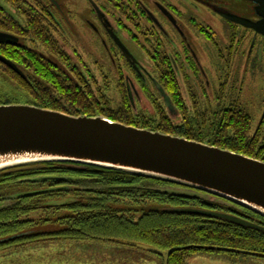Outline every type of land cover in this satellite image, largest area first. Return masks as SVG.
I'll return each mask as SVG.
<instances>
[{
  "label": "trees",
  "instance_id": "1",
  "mask_svg": "<svg viewBox=\"0 0 264 264\" xmlns=\"http://www.w3.org/2000/svg\"><path fill=\"white\" fill-rule=\"evenodd\" d=\"M8 6L15 15L9 13ZM42 12L53 18L49 0H0V33L17 38L0 42V55L17 68L0 62V74L7 78L10 89L23 91L29 99L22 103L5 96L0 98V105L24 104L74 116H105L128 126L185 137L264 161L261 133L253 134L252 118L240 110L226 111V122L215 126L214 137L207 143L201 128L205 122L192 119L186 107L175 106L174 96L181 103L183 100L177 75L168 69L161 74L160 82L145 71L166 105L156 107V120L135 114L131 86L121 73L112 75L121 95V106L113 109L110 99L95 88L97 79L89 64L73 61L56 36L58 29ZM132 69L148 90L145 84L149 80ZM155 81L172 99L176 115L171 114ZM179 112L182 124L173 120ZM75 180H90L95 188L79 189ZM174 188L206 195L167 180L75 162H42L2 170L0 251L61 238L128 241L163 251L177 249L169 264H183L205 250L264 257V232L183 209L234 213L261 226L264 217L218 197L233 207L226 209L203 196L174 192ZM54 216L58 220L53 231L48 226Z\"/></svg>",
  "mask_w": 264,
  "mask_h": 264
},
{
  "label": "rangeland",
  "instance_id": "2",
  "mask_svg": "<svg viewBox=\"0 0 264 264\" xmlns=\"http://www.w3.org/2000/svg\"><path fill=\"white\" fill-rule=\"evenodd\" d=\"M62 5L63 14L57 9L61 22L56 35L63 48L72 56L73 61L88 63L95 73V88L100 89L116 109L121 106V95L118 84L112 75L121 73L125 83L131 86L135 114L138 117L157 119V106L165 105L160 93L148 75L143 72L148 92L144 84L133 74V69L122 57L106 59L96 52L95 43L99 40L93 33L90 22L97 25L92 16L93 9L88 0H57ZM119 1V0H118ZM156 0H120L114 2L108 10L111 20L116 24L119 36L143 68L160 82L164 70L177 75L180 99L173 97L175 106H184L192 119L205 122L201 128L207 143L214 137L215 126L226 122L225 112L233 109L245 111L253 118V134L256 132L264 141V39L253 32L244 30L214 15L212 10L202 5L197 7L192 0H159L170 5L183 23V31L199 57L207 73V79L199 78L198 69L191 71L190 65L197 66L189 50H185L182 39L167 19L159 21L163 27L154 25L147 17V10L156 12ZM216 5L229 9L239 15L256 18L251 3L235 0H211ZM8 11L15 15L11 6ZM178 10V11H176ZM194 17L205 26H210L212 34L195 22ZM211 36L208 40L206 36ZM251 40L253 45L251 46ZM212 41V42H211ZM233 43L235 50L225 51L227 44ZM253 48L252 57L250 49ZM100 49V47H99ZM115 49L113 48V52ZM234 57L222 61L225 55ZM92 54V55H91ZM257 56L254 64L251 60ZM262 56V57H261ZM226 68L224 71L223 68ZM1 71V69H0ZM135 73V72H134ZM196 73V74H195ZM12 82L11 80H9ZM141 82V83H140ZM142 84V85H141ZM7 78L0 74V98L7 96L12 101L28 103L27 95L21 90L10 89ZM208 87V89H207ZM96 89V90H98ZM246 108V109H245ZM182 113L173 117L175 123H183ZM81 188L94 189L89 180H75ZM86 187V188H85ZM73 189H77L74 186ZM174 192L203 196L206 200L233 207L229 203L212 195H201L182 188L171 189ZM56 208L57 206H53ZM64 212H62L63 214ZM229 213V212H225ZM234 214V213H231ZM58 218H50V230H56L54 223ZM0 264H164L163 259L147 250L120 242L101 239L68 240L53 238L45 242H35L23 246H13L0 251ZM183 264H264L263 256L233 254L229 252L203 251L190 256Z\"/></svg>",
  "mask_w": 264,
  "mask_h": 264
},
{
  "label": "water",
  "instance_id": "3",
  "mask_svg": "<svg viewBox=\"0 0 264 264\" xmlns=\"http://www.w3.org/2000/svg\"><path fill=\"white\" fill-rule=\"evenodd\" d=\"M256 5L259 21L229 13L224 17L264 35V0ZM52 4L60 9L57 0ZM102 18V16H100ZM127 62L141 74L139 62L109 30ZM16 37L0 33V42ZM0 62L15 65L0 55ZM172 115L174 105L155 81ZM42 162H75L167 180L221 198L264 217V161L203 142L159 131L128 126L105 116H74L32 105H0V171ZM190 214L223 220L264 232V226L240 216L188 208ZM169 264L177 249L168 251L128 241ZM246 254V252H244Z\"/></svg>",
  "mask_w": 264,
  "mask_h": 264
},
{
  "label": "flooded vegetation",
  "instance_id": "4",
  "mask_svg": "<svg viewBox=\"0 0 264 264\" xmlns=\"http://www.w3.org/2000/svg\"><path fill=\"white\" fill-rule=\"evenodd\" d=\"M49 1H50V5L52 6V9L54 11L53 12V18H49L48 16H46V14L44 12H42L43 16H45L47 19H49V22H50L51 26H53V27H55V28L60 30L61 22L59 20L58 15H57L56 9L60 13L63 14L62 5H61V3L58 2L59 5H60V9H59L57 6L52 4L51 0H49ZM88 1H89V5L93 9L92 16L95 17L94 21L97 22V25H95L94 23H91V22L89 24L91 29H92V31H93V33H95L98 36V38H99V40L95 43L96 52H98V50H99L100 51V55L102 54L103 57L106 56V59H108V58L109 59H115L116 57H121L122 56L126 60L125 55L123 54L121 49L117 46V44L115 43V41L113 40V38L111 37L110 32H109V30H112L120 38L118 30L116 29V24L114 23L113 20H111V18H110L111 16L108 13V10H110L109 6L112 5V3H114V2L120 3L119 2L120 0L119 1L118 0H88ZM235 1H243V0H235ZM244 2L251 3V5H252V7L254 9L256 18H250V17H247V16L239 15V14H237V13H235V12L229 10V9H226V8H223V7H220V6L216 5L215 3L211 2V0H192V3H194V5L196 7L198 5L199 6L202 5L203 7H206L207 9L210 8L214 15L221 16L220 18H222L224 21H227L228 23H230L232 25H235L237 27H240V28H242L244 30L253 32L254 35H256V39H257V37H261V38L264 39V35L257 33L253 29L246 28V27H244V26H242L240 24L232 22L229 19H227L226 17H224L223 14L229 13V14H232V15H237V16H240V17H243V18L250 19L252 21H259L260 18L256 15V11H255L256 5L253 4L252 2H249V1H244ZM170 5H166V4L162 3V2H160L159 0H156L154 2V7L156 8L155 9L156 12L147 10L146 15L150 19V22H152L154 25H158L160 27H163V26L161 25V23L159 21L158 15L161 18H164V19L168 20V22L172 25V27L176 30V32L179 34L180 38L182 39L181 42H182L184 51L185 50H189L191 55H192V57L195 59V62L197 64V66L188 64V66L190 67L191 71L193 72L194 70L198 69L197 74L195 73L196 76L198 75L199 78L201 77V78H203L205 80V79H207V76H206L207 73L205 72V68L203 67V65H202L199 57L197 56L195 50L193 49V47H192V45H191V43L189 41V37H187V35L183 31V28H184L183 23H181L179 21V19L177 18V16H178L177 13L175 12V10H173V7H171ZM176 11H178V10H176ZM100 16H102V18ZM193 20H195V22L198 23L199 26H201V27L203 26L206 29V31H207V33L209 35L212 34L211 30H215V29H210V26H208V24L205 26L203 23L198 22L199 20L196 17H194ZM206 38L208 40H212L211 36L207 35ZM120 40L122 41L121 38H120ZM252 43H253V41L251 40V46L252 47L256 45V43L254 45ZM99 47H100V49H99ZM113 48L115 49L114 52H113ZM228 49H229V51H232L233 49L235 50L234 44L233 43L227 44V46L224 48V50L228 51ZM253 51H254V49L251 48L250 49L251 57H252ZM229 56L230 57H228V55L227 56L224 55L221 58V60L222 61H227V59L229 60V58H231L232 54L230 53ZM134 57H136V56H134ZM233 57H234V54H233L232 58ZM256 59H257V56L253 57V59L251 60L252 64H254L253 62H255ZM139 66L141 68L142 73L143 72L146 73L145 72L146 70L143 68V66L141 64H139ZM223 70L225 71L226 68L224 67ZM177 75H178V72H177ZM206 85L210 88L211 84H210V82H208V79H207ZM208 87H207V89H208ZM170 100H171L172 104L174 105L172 99H170ZM245 111L248 112V110H245ZM245 111H243L244 115L253 118L249 113H246ZM263 119H264V115H263Z\"/></svg>",
  "mask_w": 264,
  "mask_h": 264
},
{
  "label": "bare ground",
  "instance_id": "5",
  "mask_svg": "<svg viewBox=\"0 0 264 264\" xmlns=\"http://www.w3.org/2000/svg\"><path fill=\"white\" fill-rule=\"evenodd\" d=\"M1 172V171H0Z\"/></svg>",
  "mask_w": 264,
  "mask_h": 264
}]
</instances>
